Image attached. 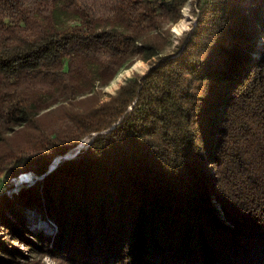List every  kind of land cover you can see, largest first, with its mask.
I'll use <instances>...</instances> for the list:
<instances>
[{
  "label": "trees",
  "instance_id": "16d2710c",
  "mask_svg": "<svg viewBox=\"0 0 264 264\" xmlns=\"http://www.w3.org/2000/svg\"><path fill=\"white\" fill-rule=\"evenodd\" d=\"M28 170L72 264H264V0H0V187Z\"/></svg>",
  "mask_w": 264,
  "mask_h": 264
},
{
  "label": "rangeland",
  "instance_id": "374dc122",
  "mask_svg": "<svg viewBox=\"0 0 264 264\" xmlns=\"http://www.w3.org/2000/svg\"><path fill=\"white\" fill-rule=\"evenodd\" d=\"M193 9L196 10L192 3L189 1L185 3L179 19L168 27L172 45L167 46L161 54L171 51L173 46L186 33L192 30L196 24ZM166 27L165 25L163 29H166ZM155 59L157 58L152 57L150 60L144 61L140 58H135L129 67L122 69L109 84L102 88V99H107L109 94H113L126 79L134 74H146L150 67L155 64ZM81 147L82 145L80 144L77 146V149ZM67 156L72 157L73 154H68ZM58 158V156L53 158L48 167V173L54 170L59 160ZM50 167L52 168L50 169ZM27 172L32 173L29 180L22 178V175ZM45 176L33 170L21 171L10 179L6 187H0V200L5 198L12 202L15 211L21 216L26 232H22L19 240L15 238L14 233L9 232L7 227H2V223L0 222V242L4 247L9 249L8 255L4 254L3 251L0 252V258L8 260V262L3 264H72L77 257L78 259L81 257L77 249V255L72 254L76 253L73 251V243L75 242L74 233L71 230H67L64 235L61 234L55 216H53L55 211L52 207L48 206L46 199L40 197L45 191L41 184L43 179L46 178ZM52 188V192H49V198H54L57 195V187ZM22 190L26 193H30V191L34 193L21 197ZM29 201H32L33 204H30ZM3 213L9 218L6 208H3ZM60 236L62 237L59 238ZM30 243L33 244L30 245ZM66 255L75 257V259L73 258L74 261L71 262V258H64ZM82 256L85 255L82 254Z\"/></svg>",
  "mask_w": 264,
  "mask_h": 264
},
{
  "label": "bare ground",
  "instance_id": "6f19581e",
  "mask_svg": "<svg viewBox=\"0 0 264 264\" xmlns=\"http://www.w3.org/2000/svg\"><path fill=\"white\" fill-rule=\"evenodd\" d=\"M117 80L119 81V79L117 78ZM31 174L32 173H30V172H27V173H24L22 176V178H24L25 180H29L30 179V177H31Z\"/></svg>",
  "mask_w": 264,
  "mask_h": 264
},
{
  "label": "water",
  "instance_id": "95a60500",
  "mask_svg": "<svg viewBox=\"0 0 264 264\" xmlns=\"http://www.w3.org/2000/svg\"><path fill=\"white\" fill-rule=\"evenodd\" d=\"M59 159V158H58ZM52 167H50V169H51ZM44 176V175H43Z\"/></svg>",
  "mask_w": 264,
  "mask_h": 264
}]
</instances>
